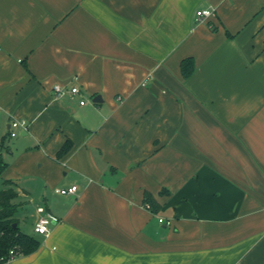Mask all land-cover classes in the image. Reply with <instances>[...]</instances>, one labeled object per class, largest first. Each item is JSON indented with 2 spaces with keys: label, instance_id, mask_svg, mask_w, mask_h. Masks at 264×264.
<instances>
[{
  "label": "crops",
  "instance_id": "obj_1",
  "mask_svg": "<svg viewBox=\"0 0 264 264\" xmlns=\"http://www.w3.org/2000/svg\"><path fill=\"white\" fill-rule=\"evenodd\" d=\"M4 128L40 247L2 264H264V0H0Z\"/></svg>",
  "mask_w": 264,
  "mask_h": 264
},
{
  "label": "trees",
  "instance_id": "obj_2",
  "mask_svg": "<svg viewBox=\"0 0 264 264\" xmlns=\"http://www.w3.org/2000/svg\"><path fill=\"white\" fill-rule=\"evenodd\" d=\"M194 69L193 57L182 60L181 70L185 77L191 75ZM5 142L6 138L4 137L0 143L1 147L5 146ZM68 148L69 144L67 143L62 147L59 154L65 153ZM7 167L8 162L0 152V178ZM4 183L7 187L0 189V264L18 255L31 254L40 247V240L22 231L18 225V204L15 202L18 194L14 186L15 182L6 180ZM145 201L154 212L158 211L160 205L150 194L147 193ZM15 223L16 226H14Z\"/></svg>",
  "mask_w": 264,
  "mask_h": 264
},
{
  "label": "built area",
  "instance_id": "obj_3",
  "mask_svg": "<svg viewBox=\"0 0 264 264\" xmlns=\"http://www.w3.org/2000/svg\"><path fill=\"white\" fill-rule=\"evenodd\" d=\"M213 14V10L211 8H203L196 11V15L199 18H205L208 16H211ZM54 91L57 95L62 96L65 94H71L73 96L80 94V87L78 85H63V84H55L54 85ZM85 100H80L81 104H84ZM27 120L26 119H14L10 123V130L9 135L11 137H15L19 133L20 127H26ZM56 192L61 194H69V193H75L78 190V186L76 184H71L67 186H60L57 187ZM42 209V208H41ZM59 219L57 216L44 212L42 216L35 222L34 224V230L37 233L48 235L50 232V225L53 222H57ZM160 222H163L164 219L162 217L159 218Z\"/></svg>",
  "mask_w": 264,
  "mask_h": 264
},
{
  "label": "rangeland",
  "instance_id": "obj_4",
  "mask_svg": "<svg viewBox=\"0 0 264 264\" xmlns=\"http://www.w3.org/2000/svg\"><path fill=\"white\" fill-rule=\"evenodd\" d=\"M4 130H3V132L0 130V143H1V139H2V133H4V135H5L6 132H8L7 129L4 128ZM9 139H10V137L8 138V141H9ZM6 140H7V134H6ZM1 150L2 149H1V146H0V152H1ZM26 220H27V222H29L30 219L29 218H25L24 221H23V224H22L23 226L25 225L24 223H26Z\"/></svg>",
  "mask_w": 264,
  "mask_h": 264
},
{
  "label": "water",
  "instance_id": "obj_5",
  "mask_svg": "<svg viewBox=\"0 0 264 264\" xmlns=\"http://www.w3.org/2000/svg\"><path fill=\"white\" fill-rule=\"evenodd\" d=\"M99 97H100V96L97 95V96L93 99V101H94V102H98V101H99V99H98ZM16 225H17V224L15 223L14 226H16Z\"/></svg>",
  "mask_w": 264,
  "mask_h": 264
}]
</instances>
